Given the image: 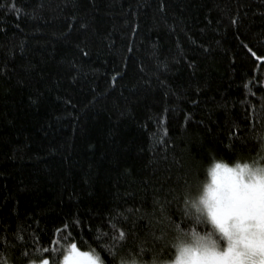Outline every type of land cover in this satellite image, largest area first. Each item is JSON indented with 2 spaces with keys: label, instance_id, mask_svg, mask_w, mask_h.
I'll list each match as a JSON object with an SVG mask.
<instances>
[{
  "label": "trees",
  "instance_id": "1",
  "mask_svg": "<svg viewBox=\"0 0 264 264\" xmlns=\"http://www.w3.org/2000/svg\"><path fill=\"white\" fill-rule=\"evenodd\" d=\"M0 5V264L169 258L210 159L260 155L264 0Z\"/></svg>",
  "mask_w": 264,
  "mask_h": 264
},
{
  "label": "clouds",
  "instance_id": "2",
  "mask_svg": "<svg viewBox=\"0 0 264 264\" xmlns=\"http://www.w3.org/2000/svg\"><path fill=\"white\" fill-rule=\"evenodd\" d=\"M183 207L171 256L153 264H264V139L255 159L211 158Z\"/></svg>",
  "mask_w": 264,
  "mask_h": 264
},
{
  "label": "snow or ice",
  "instance_id": "3",
  "mask_svg": "<svg viewBox=\"0 0 264 264\" xmlns=\"http://www.w3.org/2000/svg\"><path fill=\"white\" fill-rule=\"evenodd\" d=\"M0 7H2V5H0ZM233 23H235V21H233ZM245 47L247 48V45H245ZM248 52L251 54V57H255L256 60H261L264 61V57L262 56H258L257 53L255 51H252L251 48H248ZM85 55H87V53H85ZM128 212H132L131 209H128ZM161 213H163V209H161ZM123 214H118V218L119 216H121ZM127 217H124V220L127 221ZM164 219H167L166 217H164ZM160 221H158L159 223ZM133 227H135V224L133 223ZM68 225L65 224L63 226V229H57L56 230V234L59 235V233L64 230L67 229ZM113 229H116V225L113 224L112 225ZM128 235V233H126L123 228L118 229V236L115 237H110V239H113L114 241L118 240L120 241L119 244H113L112 247L117 248L118 251L123 250L124 249V241L126 240V236ZM132 235L135 236V233L132 232ZM151 235V234H150ZM157 239H160L159 237H157ZM52 245H56V240H52L51 241ZM144 243H146V241H141V245H143ZM110 249H105V251H108ZM49 248L45 247L43 249L44 253H49ZM52 255H56V248L53 247L51 249ZM140 252L144 253L145 249L143 248V246H141L140 248ZM25 255H27V253H25ZM98 258H101L99 254L96 255H92L90 253L87 252H83L81 251L76 242H71L69 244H67L66 247L63 248V254H62V261L61 264H97V260ZM113 261L115 260V255H113ZM155 260H153L154 262ZM40 264H52V261H50L49 258H43L40 261ZM132 264H136V261L133 260Z\"/></svg>",
  "mask_w": 264,
  "mask_h": 264
}]
</instances>
